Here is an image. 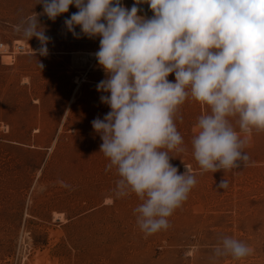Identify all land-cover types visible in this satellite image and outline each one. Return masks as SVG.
<instances>
[{
  "label": "rangeland",
  "instance_id": "obj_1",
  "mask_svg": "<svg viewBox=\"0 0 264 264\" xmlns=\"http://www.w3.org/2000/svg\"><path fill=\"white\" fill-rule=\"evenodd\" d=\"M138 7L139 15L153 16L148 4ZM77 11L72 5L53 21L39 0H0V264H214L222 236L254 252L215 264H264V131H254L244 149L248 166L201 172L192 139L210 110L191 98L175 120L185 151L169 154L180 174L192 168L197 183L166 230H140L134 209L142 201L115 195L119 177L107 169L92 126L111 110L96 87L107 76L94 55L100 37L79 26L76 37L64 24ZM35 14L50 37L47 55H35L40 41L18 31ZM222 179L226 189L218 187Z\"/></svg>",
  "mask_w": 264,
  "mask_h": 264
},
{
  "label": "clouds",
  "instance_id": "obj_2",
  "mask_svg": "<svg viewBox=\"0 0 264 264\" xmlns=\"http://www.w3.org/2000/svg\"><path fill=\"white\" fill-rule=\"evenodd\" d=\"M144 3L151 18L138 14ZM39 4L53 21L74 5L78 11L65 19L67 30L79 37V26L83 35L100 37L94 55L107 78L96 87L108 94L100 100L111 110L92 126L103 141L100 152L110 161L107 169L115 167L119 177L115 195L134 193L142 201L134 212L145 236L170 226L168 218L197 183L192 168L185 165L180 174L169 154L185 151L175 120L187 99L210 110L194 128L199 170L248 166L244 149L254 131H264V0H135L130 9L121 0ZM21 30L28 41H40L35 55L48 54L50 37L37 14L23 21ZM172 74L174 82L168 79ZM218 187L226 189L228 181L222 179ZM253 252L222 236L211 259L214 264L227 257L242 260Z\"/></svg>",
  "mask_w": 264,
  "mask_h": 264
}]
</instances>
